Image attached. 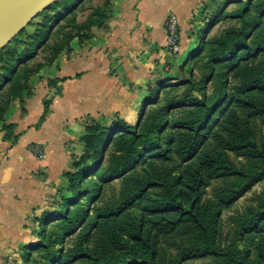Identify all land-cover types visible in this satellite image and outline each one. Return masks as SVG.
I'll return each mask as SVG.
<instances>
[{
  "label": "trees",
  "instance_id": "obj_1",
  "mask_svg": "<svg viewBox=\"0 0 264 264\" xmlns=\"http://www.w3.org/2000/svg\"><path fill=\"white\" fill-rule=\"evenodd\" d=\"M76 1H57L49 10L55 6L74 8ZM246 8L248 12L249 7ZM47 11L39 16H47ZM96 13L103 16L106 12L99 8ZM261 16L264 18V10ZM249 27L247 23L240 30L227 31L219 41L211 43V47L215 46L214 66L204 76L209 87L193 79L177 85L160 82L158 87L149 90L144 109L139 114L140 120L135 125L119 118L108 128L99 123L87 125L81 138L83 154L74 164L76 171L66 174L67 186L61 189L64 202L48 217L52 221L62 220L68 232L75 231L88 218V213L76 212L72 209L73 204L79 203L81 198L100 195L105 185L127 176L141 165L147 171V178L140 191L130 197L129 201H132L113 213L103 212L100 215L104 220L111 219L133 202L144 201L151 190L161 191L158 198L144 202L140 221L130 234L131 259L115 264H170L165 247H176L182 253L181 262L213 257L216 259L213 264H264V213L261 221L255 222L259 226L255 260L248 253L240 257L223 251L213 232L222 212L264 179L263 151L258 152L255 156L258 162L247 171L235 169L228 157V152L257 149L253 125L257 118L264 117V64L261 63L264 58V35L259 33V24L253 33L249 32ZM62 50L59 47L49 63ZM6 54L11 53L5 49L0 51V57ZM185 65L181 68L182 72L187 70ZM42 67L38 65L36 69L26 70L22 77L18 75L19 69L8 73L11 68H2L0 94L8 88L7 96L11 100L7 106L0 108V122L4 120L3 116L12 101L24 99L28 81ZM221 68L224 78L211 93L210 85L216 84ZM60 81L63 80L51 81L50 86ZM232 83L236 85L235 93L229 91ZM179 87L187 88L185 94L173 96L174 90ZM189 92L198 95L191 96ZM160 101L164 103L162 110L167 113L168 119L182 110L192 111L191 119L180 120L173 125L167 148L162 147L154 134L166 122L159 114H155V118H147L149 111L146 108ZM49 105L50 101H46L41 121L46 117ZM148 123L152 125L151 129ZM174 152L182 158V175L179 178L173 176ZM106 158L108 164L104 167ZM91 172L98 174L101 190L89 186L86 176ZM211 174L225 179L235 177L240 181L229 189L228 197L219 202L205 203L204 187ZM179 237H182V242H178ZM80 258L93 264L97 261L89 252Z\"/></svg>",
  "mask_w": 264,
  "mask_h": 264
},
{
  "label": "rangeland",
  "instance_id": "obj_2",
  "mask_svg": "<svg viewBox=\"0 0 264 264\" xmlns=\"http://www.w3.org/2000/svg\"><path fill=\"white\" fill-rule=\"evenodd\" d=\"M210 1L209 6L203 7V11L198 16H194L191 31L197 37L198 42L197 45L193 44L191 49L184 55L187 58L186 65L184 64L187 69L186 72H182L181 66H178L176 62L172 61L170 64L166 62L163 66L162 78L156 80L152 85L154 89L158 87L160 82L167 83V85H177L189 79L209 87V84H206L208 79H205L204 76L206 72H209V68L212 69L214 66L215 46H210L212 42L219 41L227 31L240 30L247 23L250 25L248 29L250 33H253L255 26L259 24V33L264 35V18L261 16L262 10H264V0H246L244 3L234 0ZM134 2L135 0H77L74 8L55 6L49 10L50 6L45 10H48L47 16L38 15L4 48L7 53L10 52L11 54L0 57V73H4L2 68L9 67L11 70L8 73L19 69L18 75L22 77L21 75L26 70L36 69L38 65L43 66L28 81L24 99L12 101L3 116L4 120L0 122V132L6 133L5 138L9 142L14 143V133H16L15 121L10 119V115L8 117L10 108L14 103L21 106L26 99L32 96L34 91L33 77L38 76L44 69L50 68L62 54L80 52L83 46L92 44V41L98 37L106 40L111 28L103 36L100 32L106 27H110L113 21L128 20L129 22L133 19L132 16L135 13ZM246 6L249 7L248 12ZM99 8L105 10L106 13L103 16L96 13ZM59 47L63 48L62 52L53 62L49 63ZM166 50L169 58L176 59L180 54L170 53L167 47ZM192 50L194 51L192 52ZM261 63L264 64V58L261 59ZM222 70L221 68L218 71L216 84L210 85L211 93L218 88V82L224 78ZM51 81H59V79ZM48 82L49 80H47V84L50 85V82ZM7 89L0 94V108L7 106V103L11 100L10 96H7ZM186 89L185 87H179L178 90H174L172 95H184ZM229 91L235 93L236 85L232 83ZM189 95L198 94L189 92ZM163 104L160 101L157 105L146 109L149 111L147 118H153L155 114H159L166 122L162 125V129L155 130L154 134L162 143V147L167 148L173 125L180 120L191 119L192 111L182 110L177 112L176 115L173 114L171 119H168L167 113L162 110ZM41 118L35 120L34 116H31L25 120L24 124L30 125L36 122L34 127H39L42 122ZM139 120L140 118L137 122ZM113 122L101 125L108 128ZM137 122L134 124L127 123L135 125ZM90 124L94 123H88V125ZM148 124L151 129L152 125ZM253 133L257 149L228 152L230 163L238 171L242 169L249 170L258 162L255 157L258 152H264V117L256 119L253 125ZM34 135L40 137L42 134L36 133ZM29 149L33 154H37L35 155L38 159L43 157V151L39 145H30ZM80 156L74 157L70 169L62 173L66 182V174L76 171L74 164ZM172 157L173 176L179 178L182 175V158L175 152ZM107 164L106 158L103 163L104 167H107ZM146 178L147 171L140 165L127 176L105 185L100 195L98 193L91 198H81L79 203H74L72 209L78 213L87 211L88 218L73 232H68L65 229L62 220L52 221L51 217H48L49 213L57 211L64 202L63 192L61 191L64 187L56 185L48 188L47 193H42V204L28 218L22 245L17 247L16 250L0 251V264H93L89 260L80 258L86 252L97 258L95 264L98 262L101 264H115L129 261L132 245L130 234L140 221L144 202L146 199L158 198L161 191L151 190L144 201L141 203L133 202L111 219L104 220L100 218V215L103 212L113 213L119 207L130 203L132 201H129L130 197L140 191ZM86 180L91 188L101 190L102 187L99 186L100 179L96 172H91L90 175L86 176ZM239 181L240 179L235 177L225 179L212 174L209 175L204 187L203 201L205 203L219 202L221 199L228 197L229 189ZM65 195L69 198L68 194ZM263 213L264 179L254 185L229 209L222 212L215 231H213L218 246L223 251L233 252L240 257L248 253L251 259L255 260L258 244L256 232L259 228L255 222L257 220L261 221ZM182 241V237H179L178 242ZM165 248L170 264H213L216 262L213 257L181 262L183 256L176 247Z\"/></svg>",
  "mask_w": 264,
  "mask_h": 264
},
{
  "label": "crops",
  "instance_id": "obj_3",
  "mask_svg": "<svg viewBox=\"0 0 264 264\" xmlns=\"http://www.w3.org/2000/svg\"><path fill=\"white\" fill-rule=\"evenodd\" d=\"M209 4L210 0H135L133 19L113 21L100 32L103 36L111 28L106 40L98 37L80 52L62 54L33 77L32 96L22 107L14 103L8 114L16 124L14 143L0 132V251L22 245L26 223L42 204V193L67 186L62 173L83 154L80 138L88 123L105 125L117 118L137 122L149 90L162 78L164 64L174 61L182 68L185 53L197 45L193 19ZM170 14L177 16L182 29L176 59L166 52L164 22ZM53 79L63 81L47 84ZM46 101H50L48 113L39 127H34L36 122L24 124L31 116L39 120L44 115ZM30 145H39L41 159Z\"/></svg>",
  "mask_w": 264,
  "mask_h": 264
},
{
  "label": "water",
  "instance_id": "obj_4",
  "mask_svg": "<svg viewBox=\"0 0 264 264\" xmlns=\"http://www.w3.org/2000/svg\"><path fill=\"white\" fill-rule=\"evenodd\" d=\"M59 0H0V51Z\"/></svg>",
  "mask_w": 264,
  "mask_h": 264
},
{
  "label": "built area",
  "instance_id": "obj_5",
  "mask_svg": "<svg viewBox=\"0 0 264 264\" xmlns=\"http://www.w3.org/2000/svg\"><path fill=\"white\" fill-rule=\"evenodd\" d=\"M164 26L167 34V49L172 54L180 53L182 43V30L177 16L174 14L168 15V17L165 19Z\"/></svg>",
  "mask_w": 264,
  "mask_h": 264
}]
</instances>
